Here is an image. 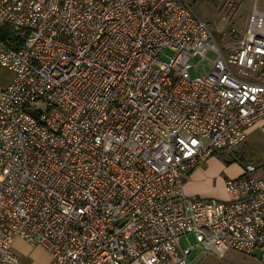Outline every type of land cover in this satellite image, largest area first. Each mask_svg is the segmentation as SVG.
Returning <instances> with one entry per match:
<instances>
[{
  "label": "built area",
  "instance_id": "2783aa9c",
  "mask_svg": "<svg viewBox=\"0 0 264 264\" xmlns=\"http://www.w3.org/2000/svg\"><path fill=\"white\" fill-rule=\"evenodd\" d=\"M4 25L20 37L0 38L13 72L0 91V264H24L18 238L45 264H203L189 233L205 253L259 248L264 262L253 164L224 180V198L184 191L190 170L264 123V12L226 43L186 0H0ZM209 49L211 70L191 77Z\"/></svg>",
  "mask_w": 264,
  "mask_h": 264
},
{
  "label": "rangeland",
  "instance_id": "374dc122",
  "mask_svg": "<svg viewBox=\"0 0 264 264\" xmlns=\"http://www.w3.org/2000/svg\"><path fill=\"white\" fill-rule=\"evenodd\" d=\"M194 12L202 19L206 20L214 37L220 43L230 42L239 38L243 34L254 7L259 10L264 9V0H186ZM225 16V18H223ZM232 32L226 36V32ZM19 33H16L18 35ZM217 54L212 50H207L205 56L196 64L193 63L189 69L191 77L203 74L211 70L213 61ZM213 157L219 159L220 171L212 173L204 178L210 185H217V181L232 177L229 175L227 167L235 168L236 165L245 166L253 164L255 166L254 175L264 180V124L256 123L251 126L246 138L240 142L228 155L224 151H216ZM213 159L206 160L205 167H213ZM205 168V169H206ZM234 172V171H233ZM188 178V177H187ZM192 179V176L190 177ZM223 180V181H224ZM202 199L218 200L219 197L207 196ZM192 242L191 259L193 263L203 264H264L263 260L252 253H244L239 250H228L223 258H219L215 253L202 251V245L195 241L193 234L189 233ZM182 243L185 236H181ZM14 250L24 264H45L47 253L40 246H31L24 242V245H14ZM131 264H137L135 262Z\"/></svg>",
  "mask_w": 264,
  "mask_h": 264
},
{
  "label": "crops",
  "instance_id": "0c3cea01",
  "mask_svg": "<svg viewBox=\"0 0 264 264\" xmlns=\"http://www.w3.org/2000/svg\"><path fill=\"white\" fill-rule=\"evenodd\" d=\"M254 9L259 10L257 6L254 7ZM259 11L264 12V9H261ZM6 30L10 31L11 28L8 25H4L0 27V32L1 31L4 32ZM12 78H13V72L0 64V91L7 84L11 82ZM261 124H264V123H261ZM210 158L213 159V162H214L213 167L206 168L205 167L206 161H205L202 165L197 166L193 168L192 170H190L185 176L184 191L188 196H197V197L215 196L219 198L225 197L224 181H223L224 179H222V181H217V185H213V186L210 185L209 181H204V178H206L208 175H211L212 173L220 171V166H221V163L219 162L220 160L213 157V155L208 157L206 160L208 161L210 160ZM242 168L243 166L238 164L236 165L234 169L230 167H227L226 169L229 171L230 173L229 175L235 176V175H238L242 171ZM191 176H192V179H190ZM15 244L23 246L24 241L18 238L15 240ZM47 258H48V254H47Z\"/></svg>",
  "mask_w": 264,
  "mask_h": 264
},
{
  "label": "trees",
  "instance_id": "16d2710c",
  "mask_svg": "<svg viewBox=\"0 0 264 264\" xmlns=\"http://www.w3.org/2000/svg\"><path fill=\"white\" fill-rule=\"evenodd\" d=\"M20 37V35H16L15 31L10 30V31H4V32H0V38H3L5 40H7V43L11 44V41H14L16 38Z\"/></svg>",
  "mask_w": 264,
  "mask_h": 264
},
{
  "label": "water",
  "instance_id": "95a60500",
  "mask_svg": "<svg viewBox=\"0 0 264 264\" xmlns=\"http://www.w3.org/2000/svg\"><path fill=\"white\" fill-rule=\"evenodd\" d=\"M253 254L260 258V257H261V250H260L259 248H256V249L253 251Z\"/></svg>",
  "mask_w": 264,
  "mask_h": 264
}]
</instances>
